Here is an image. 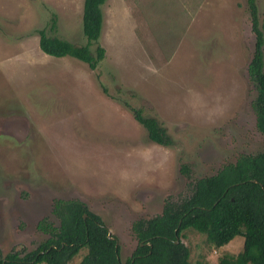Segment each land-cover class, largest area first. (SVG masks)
<instances>
[{"label": "rangeland", "instance_id": "1", "mask_svg": "<svg viewBox=\"0 0 264 264\" xmlns=\"http://www.w3.org/2000/svg\"><path fill=\"white\" fill-rule=\"evenodd\" d=\"M247 0H106L95 69L53 57L37 30L84 44L83 0H0V250H32L48 238L54 204L76 201L100 216L124 263L137 245L132 224L187 191L195 177L264 150L248 80L255 34ZM264 38V0H255ZM55 17L51 29V18ZM264 63V42L262 45ZM130 107L156 117L175 141L148 140ZM191 263L219 264L242 250L218 248L185 230ZM81 249L67 264H77ZM44 264V263H37Z\"/></svg>", "mask_w": 264, "mask_h": 264}, {"label": "trees", "instance_id": "2", "mask_svg": "<svg viewBox=\"0 0 264 264\" xmlns=\"http://www.w3.org/2000/svg\"><path fill=\"white\" fill-rule=\"evenodd\" d=\"M105 1L83 0L84 44L49 35L41 28L37 30L40 50L53 57L76 58L95 69L104 58L105 49L97 44L92 52L90 47L100 35L101 6ZM246 2L255 34L247 73L256 91L252 101L256 127L264 135V38L258 29L255 0ZM54 25L52 15L51 29ZM130 111L144 128L148 140L165 147L176 145L156 117L144 114L141 108L130 107ZM179 172L188 180V192L177 200H165L159 214L133 222L137 245L124 263L120 259L117 238L112 234L108 236V228L99 215L80 202L59 200L53 209L58 227L38 224L50 236L33 250L12 248L4 255L0 250V264H67L81 249L86 252L77 264H204L190 262L189 248L180 241L185 230L201 234L203 245L208 248H218L241 235L242 250L234 255H221L219 264H264V150L243 153L210 175L193 176L192 165L183 161L179 163ZM50 245L53 247L48 248Z\"/></svg>", "mask_w": 264, "mask_h": 264}, {"label": "flooded vegetation", "instance_id": "3", "mask_svg": "<svg viewBox=\"0 0 264 264\" xmlns=\"http://www.w3.org/2000/svg\"><path fill=\"white\" fill-rule=\"evenodd\" d=\"M81 204H83V203H81ZM83 205H84V204H83ZM84 206H85V205H84ZM52 213H53V215L57 218V216L55 215V213L53 212V210H52ZM83 215H85V217H86V214H83ZM83 217H84V216H83ZM85 217H84V218H85ZM42 220H43V221H41L40 224H41V223H44V224L46 223L47 225H50V227H58V225H59V222H58L57 224H54L53 222H50V220H48V219H46V218H45V219H42ZM36 226H37V229H39L40 231L44 232L40 227H38V225H36ZM44 233H45V232H44ZM45 234H47L48 236H50L48 233H45ZM40 244H41V243H40ZM40 244H39V245H40ZM39 245H38V246H39ZM38 246H37V247H38ZM37 247H36V248H37ZM51 247H53V245H50L48 248H51ZM36 248H35V249H36ZM32 250H33V249H32Z\"/></svg>", "mask_w": 264, "mask_h": 264}, {"label": "water", "instance_id": "4", "mask_svg": "<svg viewBox=\"0 0 264 264\" xmlns=\"http://www.w3.org/2000/svg\"><path fill=\"white\" fill-rule=\"evenodd\" d=\"M83 216L85 217V215H83ZM109 234H110V231L108 230V236H109ZM175 242H178V241L176 240Z\"/></svg>", "mask_w": 264, "mask_h": 264}]
</instances>
